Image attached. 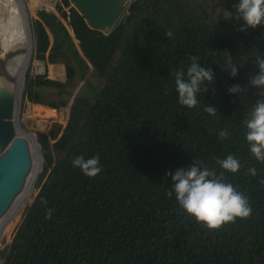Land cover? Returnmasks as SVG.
Listing matches in <instances>:
<instances>
[{
    "label": "trees",
    "instance_id": "obj_1",
    "mask_svg": "<svg viewBox=\"0 0 264 264\" xmlns=\"http://www.w3.org/2000/svg\"><path fill=\"white\" fill-rule=\"evenodd\" d=\"M237 2L131 0L109 31L91 27L71 0L39 5L35 57L56 64L58 77L26 73L23 96L33 101L37 129L50 130L53 119L44 116L53 107L64 119L49 135L36 132V192L0 248V264H264V163L245 139L258 99L248 82L258 72L256 56H264V26L240 31L242 20H225L222 12ZM189 55L214 74L209 91L198 93L200 108L178 103L175 72H186ZM233 84L246 91L229 94ZM206 105L217 113L203 112ZM97 154L102 171L95 177L72 164ZM229 154L240 163L236 173L217 163ZM193 161L223 172L248 198L250 216L208 229L167 196L165 173ZM30 175L20 197L33 190ZM29 197L6 219L5 236Z\"/></svg>",
    "mask_w": 264,
    "mask_h": 264
},
{
    "label": "clouds",
    "instance_id": "obj_2",
    "mask_svg": "<svg viewBox=\"0 0 264 264\" xmlns=\"http://www.w3.org/2000/svg\"><path fill=\"white\" fill-rule=\"evenodd\" d=\"M222 14L225 20H242L243 24L238 29L240 31L264 26V0H238L232 10L225 8ZM164 34L167 38L173 35L171 32ZM189 60L191 63L186 72L183 70L175 72V87L180 105L197 108L202 104L198 99V93L209 91L207 84L213 81L214 74L210 67L201 66L195 55H189ZM254 64L258 72L250 77L248 83L257 90L258 99L245 120L247 128L245 139L251 154L258 162L264 163V56L258 54ZM227 69H230L231 77L238 74L236 65ZM212 91L214 92V89ZM244 91L246 89L239 84L227 88V92L233 96ZM203 112L215 115L217 109L212 105H206ZM227 134L226 130H221L218 136L223 138ZM217 163L231 173H236L240 169L239 161L232 154L218 160ZM72 164L90 178L102 171L98 154L87 159L78 155L72 160ZM249 172L253 176L256 175L255 168L249 169ZM165 177L171 178V190L166 195L174 196L182 209L208 229H218L224 224L234 222L236 218L246 219L252 212L248 198L237 191L231 183L224 181L223 172L218 175L215 170L202 166L200 161H193L187 168L181 167L174 172H166ZM50 214L51 210L46 213L45 218H50Z\"/></svg>",
    "mask_w": 264,
    "mask_h": 264
},
{
    "label": "water",
    "instance_id": "obj_3",
    "mask_svg": "<svg viewBox=\"0 0 264 264\" xmlns=\"http://www.w3.org/2000/svg\"><path fill=\"white\" fill-rule=\"evenodd\" d=\"M71 1L91 27L104 31H109L119 22L125 8V3L121 0ZM25 16L32 39L27 13ZM32 48L33 39L30 44V55ZM2 76L0 80V216L24 188L27 175L32 169L34 154L37 158L38 169L36 168L33 172L30 181L31 188L42 166L41 147L36 133L25 129L19 122L24 73L21 77V85L19 82L14 83L6 75ZM31 140L34 143V152L30 144Z\"/></svg>",
    "mask_w": 264,
    "mask_h": 264
},
{
    "label": "bare ground",
    "instance_id": "obj_4",
    "mask_svg": "<svg viewBox=\"0 0 264 264\" xmlns=\"http://www.w3.org/2000/svg\"><path fill=\"white\" fill-rule=\"evenodd\" d=\"M26 13L28 16L25 0H0V59L4 60L6 73L9 77L11 76L10 80L14 83L19 82L20 85L22 84L21 77L29 64L31 57L29 50L32 39L27 26ZM9 52H11L10 55L8 54ZM7 54L9 55V58ZM2 75L4 74H0V80L3 77ZM30 144L31 147H33L32 149L34 152L35 147L32 140L30 141ZM36 168L38 169L37 158L34 154L32 169L28 173L31 174V178ZM40 169L41 167L38 171H40ZM23 192L24 190H21L15 196L10 206L0 216V225L4 218L10 214L12 207Z\"/></svg>",
    "mask_w": 264,
    "mask_h": 264
},
{
    "label": "rangeland",
    "instance_id": "obj_5",
    "mask_svg": "<svg viewBox=\"0 0 264 264\" xmlns=\"http://www.w3.org/2000/svg\"><path fill=\"white\" fill-rule=\"evenodd\" d=\"M36 1L37 2L35 3V5L31 6L30 5V0H25V6H26V9L28 11V18H29L30 27H31V30H32L33 48H32V52H31V57H30L29 64H28V66H27V68H26V70L24 72V76L26 77V73H28L29 79H30L35 74L43 73L44 71H46L47 72V76H49V77H58L57 74L53 73V71H54L53 67L56 64L53 65L52 63H47L45 59H38V58L35 57V52H34L35 51V37H34V32H33V27H32V25L34 23V20L37 17L36 9L39 7V5L43 3V4L47 5L48 7L53 8L56 0H36ZM8 54L10 55L11 52H9ZM8 54H7V56H9ZM36 60L43 64V68L41 70L36 69V67H35V63H36L35 61ZM0 74H4L8 78L11 79V76L9 77V75L6 73V69H5V66H4V60H2V59H0ZM18 75H17V77H18ZM25 77H24V86H25V83H26V78ZM23 91H24V87H23ZM23 91H22L20 107H19V122H20V124L25 129L31 130V131H33L35 133L36 132H43V133H46V134L49 135L51 133V131L53 130V128L55 126V123L63 122L64 110H62V109L57 110L56 108L53 107V109L55 110V114H53L51 117L44 116L46 118H52L53 119L52 127L50 128V130L48 132H46V131H42L40 129H37L35 127V123H36V117H38V116H33L30 113L31 112V108L33 106V101L30 100L29 96L26 93L23 96ZM35 181H36V179H35ZM35 192H36V189H35V186H34L33 190L27 192L26 194L21 196L15 202L14 206L12 207V210H11L10 214L15 209H17V211H19L20 210V206L22 205L24 198L30 194L29 199L25 202V205L23 206L22 210L20 211V213L18 214L17 218L15 219L14 225H13L11 231L9 232V234L7 236H5V233H6L5 222H6V219L10 217V214H9V216H6L4 218L2 224L0 225V248L2 246H4L5 244L10 242L15 228H16L17 224L21 220L23 209L26 206V204L31 202Z\"/></svg>",
    "mask_w": 264,
    "mask_h": 264
},
{
    "label": "built area",
    "instance_id": "obj_6",
    "mask_svg": "<svg viewBox=\"0 0 264 264\" xmlns=\"http://www.w3.org/2000/svg\"><path fill=\"white\" fill-rule=\"evenodd\" d=\"M122 2H124L125 3V8H124V10H123V14L122 15H124L126 12H127V8H128V5H129V3H130V1L131 0H121ZM36 63H35V67H36V69H38V70H41L42 68H43V64L42 63H40L39 61H35ZM42 64V65H41Z\"/></svg>",
    "mask_w": 264,
    "mask_h": 264
}]
</instances>
